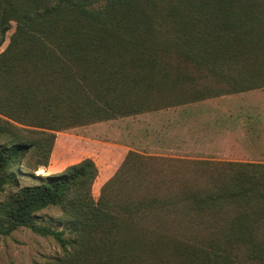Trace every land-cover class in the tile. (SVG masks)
I'll return each mask as SVG.
<instances>
[{
  "label": "trees",
  "instance_id": "obj_1",
  "mask_svg": "<svg viewBox=\"0 0 264 264\" xmlns=\"http://www.w3.org/2000/svg\"><path fill=\"white\" fill-rule=\"evenodd\" d=\"M74 22L107 30L110 36L103 43L115 44L120 30L132 37L156 36L163 25L177 35L165 31L162 42L154 38L153 46L141 52L144 58L127 62L153 76L115 81L91 75L105 89L75 91L80 121L130 117L153 107L249 90L255 87L239 88L233 73L264 70V0H0V46L10 25H18L11 46L0 56V189L11 185L18 190L0 208V234L28 227L66 248L70 243L63 231L34 222L38 212L64 201L69 224L79 234L70 264L263 263L264 164L229 163L223 176L203 169L188 173L172 171L168 160L129 152L103 185L99 200L92 193L99 170L91 159L39 176L38 184L16 179L15 162L23 165L32 149L43 145L23 138L11 120L56 130L72 106L59 99L51 74L55 70L36 63L43 58L35 49L33 30ZM52 32L58 38L64 35L57 27ZM143 84H153L149 95ZM184 85L202 88L171 98ZM46 160L39 166H46ZM178 229L205 231L206 236L193 242Z\"/></svg>",
  "mask_w": 264,
  "mask_h": 264
},
{
  "label": "rangeland",
  "instance_id": "obj_2",
  "mask_svg": "<svg viewBox=\"0 0 264 264\" xmlns=\"http://www.w3.org/2000/svg\"><path fill=\"white\" fill-rule=\"evenodd\" d=\"M163 26L157 37L155 35L145 38L132 37L125 34L126 30H120L119 34L122 36L115 38V44L110 41L103 43V39L110 35L107 30L96 25L74 22L72 25L35 26L34 46L37 54L43 58V61L38 60L36 63L55 70L51 74L59 99L64 102V97L72 106L70 113L67 110L64 114L67 118L65 122H61L60 128L56 130L23 125L11 120L23 138L43 145L41 148L40 145L35 146L24 158L23 165L15 162L16 179L19 177L23 185L38 184L39 176L59 174L72 165L91 159L99 170L92 192L94 199L99 200L103 185L115 175L129 152L164 159L159 162L168 160L174 165L168 167L172 171L187 170L188 173L203 169L202 172L210 170L212 174L223 176L229 170V163L264 164V157H246L245 154L235 156L243 152L236 148L223 149L221 141L215 137L219 135L215 133L216 125L219 123L217 119L224 116L222 109L230 106L238 109L243 103L254 100L257 95H264V70L259 74L252 70L234 72L233 75L239 77L235 82L241 83L239 88L248 85L255 87L241 92L212 96L202 101L160 110L153 107L149 112L117 119L84 122L75 116L77 106L74 95L79 87L82 91L90 87L94 91L105 89L99 80L94 84L97 74L108 75L115 81L126 79L128 76L143 80L144 77L154 75L145 68H135L127 62L130 58L134 60L142 58L141 52L153 46L154 38L162 42L166 37L165 31L171 32L169 34L176 38L174 36L176 31L167 25ZM56 27L64 32L62 38L56 37L52 32ZM17 28L18 25L15 23L10 25L0 46V56L8 51ZM89 35L92 36L91 39ZM91 75H94L93 80ZM144 87L149 95L153 84ZM200 88L202 86L195 89ZM195 89L188 85L181 86V90L175 91L176 94L173 92L171 98L192 95ZM153 101L152 98L151 103ZM204 107L207 110L203 109ZM186 115L194 116L193 122L185 124H190L193 127L191 129L181 127V121L178 120ZM52 135H55V140L52 153L49 155L53 142ZM2 144L4 141L0 140V145ZM255 147L258 153L264 154V142H257ZM228 154L233 156L230 157ZM47 158V165L39 166L47 161ZM17 191L11 185L0 189L2 210L11 203ZM66 206V202L63 201L43 209L34 216L35 224L63 231L64 237L70 243L66 248H62L51 236H41L28 227H20L9 235L0 234V264H70L79 234L69 224L71 219ZM177 233L187 235V239L193 242L197 239L201 241V238L206 236L205 231L188 233L178 229ZM168 263V260L164 262Z\"/></svg>",
  "mask_w": 264,
  "mask_h": 264
},
{
  "label": "crops",
  "instance_id": "obj_3",
  "mask_svg": "<svg viewBox=\"0 0 264 264\" xmlns=\"http://www.w3.org/2000/svg\"><path fill=\"white\" fill-rule=\"evenodd\" d=\"M206 110L204 111L206 112ZM222 111L224 116L217 119L219 123L216 125L215 132L219 135L215 137L219 138L218 141H221L223 149L226 147L228 149L236 148L243 152V154L235 156L245 154L246 157H264V154L258 153L259 151L255 147L257 142H264V95H257L254 100L251 99L243 103L238 109L230 106ZM193 117L186 115L183 118H178L181 121V127L193 128L190 124L185 125L187 122H193Z\"/></svg>",
  "mask_w": 264,
  "mask_h": 264
}]
</instances>
